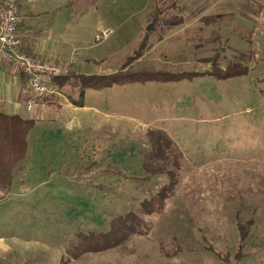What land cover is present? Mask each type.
<instances>
[{
  "label": "rangeland",
  "instance_id": "rangeland-1",
  "mask_svg": "<svg viewBox=\"0 0 264 264\" xmlns=\"http://www.w3.org/2000/svg\"><path fill=\"white\" fill-rule=\"evenodd\" d=\"M153 1L163 12L146 28L153 29L146 47L118 36L108 43L118 52L100 64L108 75L132 62L137 82L87 91L88 107L107 117L86 111L79 125L75 120L68 127L65 119L35 124L12 193L0 199V235L16 229L29 245L53 253L46 247L58 251L74 237L106 232L113 218L135 212L148 223L144 234L132 238L126 253L111 250L93 259L264 264V0ZM71 62L70 74L76 60ZM215 62V72H240L220 79L209 71ZM154 71L185 79L146 81ZM157 130L174 142L181 172L165 208L145 216L141 204L168 181L144 173L149 133ZM92 162L95 173L85 172ZM108 167L112 175L101 174ZM248 220L254 226L239 261L238 225Z\"/></svg>",
  "mask_w": 264,
  "mask_h": 264
},
{
  "label": "crops",
  "instance_id": "crops-1",
  "mask_svg": "<svg viewBox=\"0 0 264 264\" xmlns=\"http://www.w3.org/2000/svg\"><path fill=\"white\" fill-rule=\"evenodd\" d=\"M156 6L153 0H34V3L33 0H20L21 23L18 32L22 50L30 56L47 61L67 63L74 59L73 75H105L100 64L119 49L108 43L114 42L119 36L131 38L132 42L138 40L135 48L143 47L144 33L157 13ZM181 17L186 20L182 15ZM99 28L114 29L116 33L97 44L95 36ZM58 85L57 95L37 99L35 107L29 110V85L26 78L0 61V113L32 119L35 124L49 120L58 123L57 121L65 119L68 127L75 120L79 125L80 115L86 111H93L96 117H107L100 109L88 107L87 91L92 89H87L81 100L79 91L73 85ZM79 102L83 104H77ZM27 113H33L34 118L27 117ZM85 118L83 116V120ZM115 126L117 129L118 126ZM95 165L92 162L89 171L85 172L95 173ZM107 171L112 170L107 168L101 174H106ZM103 183L106 187L105 181ZM13 185L14 180L11 186L0 185V199L9 197ZM9 215L11 218L12 215L7 213ZM20 216L22 218V214ZM12 226L19 227L15 224ZM76 240L74 237L68 241L67 247L59 248L58 251L47 246V249L53 251L51 253L43 249L45 247L29 245L19 231L14 229L7 236L0 235V264H87V259L92 264H100L93 256L106 252L84 253L76 257V249L73 247Z\"/></svg>",
  "mask_w": 264,
  "mask_h": 264
},
{
  "label": "trees",
  "instance_id": "trees-1",
  "mask_svg": "<svg viewBox=\"0 0 264 264\" xmlns=\"http://www.w3.org/2000/svg\"><path fill=\"white\" fill-rule=\"evenodd\" d=\"M176 4V2H175ZM158 5V4H156ZM157 13L154 14L150 21V25H156L158 19L163 12V9L156 6ZM169 9L176 8L175 5L168 7ZM146 31L144 34V43L146 39L152 33ZM148 35V36H147ZM217 62L211 67L214 75L220 79H228L239 72L236 70L222 71L221 73L215 72ZM132 62L125 63L118 72L108 75H93L82 76L72 75L61 76L53 80L52 85L56 87L58 84L61 86L64 84H71L80 93L81 100L87 89L101 90L106 88H113L114 86H122L137 82V75L134 71H130ZM129 72V74H128ZM208 73V71H206ZM164 75L163 71H154L150 74L146 81H162L173 82L185 79V75H172L169 77L161 78ZM64 83V84H63ZM59 86V85H58ZM82 105V102L77 103ZM35 121L30 119H24L19 115H8L0 113V185L11 186L14 180V169L21 161L25 160L29 153V134L34 129ZM149 145L150 151L144 160V173L146 175H165L168 178L167 183L162 189L151 196L149 200H145L141 204V210L145 216H154L165 208L166 203L173 198L177 187L179 186V159L181 155L174 147V142L167 136L165 131L157 130L149 133ZM112 170L110 167H108ZM112 172L107 171L106 174ZM122 180H124L122 178ZM146 219L135 212H129L125 215H120L113 218L110 221V226L106 232L91 233L89 236L81 235L77 237L75 245L76 257L83 255L84 253L97 254L101 252H108L111 250H121L123 252L128 251V246L135 236H141L143 230L147 228ZM254 226L253 220H248L245 224H239L240 240L238 243L239 251L236 257L239 261L245 256L243 247L246 239L249 237L252 227ZM176 258V257H175ZM174 257L172 259H175Z\"/></svg>",
  "mask_w": 264,
  "mask_h": 264
},
{
  "label": "built area",
  "instance_id": "built-area-1",
  "mask_svg": "<svg viewBox=\"0 0 264 264\" xmlns=\"http://www.w3.org/2000/svg\"><path fill=\"white\" fill-rule=\"evenodd\" d=\"M19 13L20 0H0V61L26 78L29 85L27 108L32 110L37 99L58 94L52 82L70 74L73 62L47 61L26 54L18 32L21 23ZM114 31L99 28L96 42L106 41Z\"/></svg>",
  "mask_w": 264,
  "mask_h": 264
},
{
  "label": "water",
  "instance_id": "water-1",
  "mask_svg": "<svg viewBox=\"0 0 264 264\" xmlns=\"http://www.w3.org/2000/svg\"><path fill=\"white\" fill-rule=\"evenodd\" d=\"M148 31L150 30V27H148V29H147ZM213 66V65H212ZM209 71H212V69H209ZM206 71H201V73H205Z\"/></svg>",
  "mask_w": 264,
  "mask_h": 264
}]
</instances>
